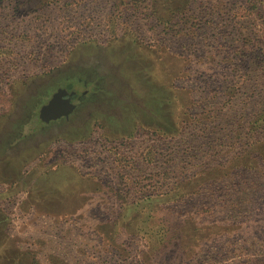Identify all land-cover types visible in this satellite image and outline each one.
<instances>
[{"label":"rangeland","instance_id":"obj_1","mask_svg":"<svg viewBox=\"0 0 264 264\" xmlns=\"http://www.w3.org/2000/svg\"><path fill=\"white\" fill-rule=\"evenodd\" d=\"M261 118L264 0H0V264H264Z\"/></svg>","mask_w":264,"mask_h":264},{"label":"water","instance_id":"obj_2","mask_svg":"<svg viewBox=\"0 0 264 264\" xmlns=\"http://www.w3.org/2000/svg\"><path fill=\"white\" fill-rule=\"evenodd\" d=\"M75 94V91L69 92L63 88L58 89L51 99L41 107L40 119L49 123L62 117L69 118L76 109V105L72 102V97Z\"/></svg>","mask_w":264,"mask_h":264},{"label":"flooded vegetation","instance_id":"obj_3","mask_svg":"<svg viewBox=\"0 0 264 264\" xmlns=\"http://www.w3.org/2000/svg\"><path fill=\"white\" fill-rule=\"evenodd\" d=\"M60 88H63V89H66L67 91H69V92H73V90H70V86L68 87V86H62V87H57L56 88V90L53 92V94L56 92V91H58V89H60ZM52 94V95H53ZM52 95H51V97H52ZM51 97L49 98V100L51 99ZM81 99V96L80 95H78V93L76 92V94L72 97V102L74 103L75 102V100H80ZM48 100V101H49ZM75 104V103H74ZM76 105V104H75ZM76 108H77V105H76ZM76 110V109H75ZM72 115L73 114H71L70 115V117L69 118H65V117H62V118H60V119H58V120H55V121H50L49 123H45V122H43L41 119H40V121H42V123H43V125L45 126V128L44 129H46V128H51V131H49V132H47V134L49 135V134H51V133H53L54 131L57 133V134H59V132L61 131H59L58 129H60V128H58V124H62L63 126L64 125H66V124H68V123H70V121H71V117H72ZM39 118H40V116H39ZM54 132V133H55Z\"/></svg>","mask_w":264,"mask_h":264},{"label":"trees","instance_id":"obj_4","mask_svg":"<svg viewBox=\"0 0 264 264\" xmlns=\"http://www.w3.org/2000/svg\"><path fill=\"white\" fill-rule=\"evenodd\" d=\"M256 125L258 129L261 128V126L264 125V118L257 120Z\"/></svg>","mask_w":264,"mask_h":264},{"label":"crops","instance_id":"obj_5","mask_svg":"<svg viewBox=\"0 0 264 264\" xmlns=\"http://www.w3.org/2000/svg\"><path fill=\"white\" fill-rule=\"evenodd\" d=\"M76 92V91H75Z\"/></svg>","mask_w":264,"mask_h":264}]
</instances>
